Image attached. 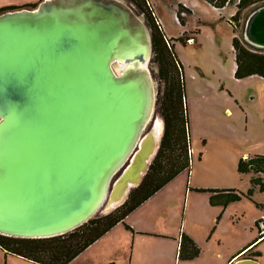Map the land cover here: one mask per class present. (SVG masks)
<instances>
[{
  "label": "water",
  "instance_id": "water-1",
  "mask_svg": "<svg viewBox=\"0 0 264 264\" xmlns=\"http://www.w3.org/2000/svg\"><path fill=\"white\" fill-rule=\"evenodd\" d=\"M264 48V5L244 26ZM146 23L123 0L0 12V234L67 233L121 205L164 130ZM233 264H261L242 257Z\"/></svg>",
  "mask_w": 264,
  "mask_h": 264
},
{
  "label": "rangeland",
  "instance_id": "rangeland-1",
  "mask_svg": "<svg viewBox=\"0 0 264 264\" xmlns=\"http://www.w3.org/2000/svg\"><path fill=\"white\" fill-rule=\"evenodd\" d=\"M41 1L0 0V9L9 7L32 9ZM123 1L130 5L145 22V16L131 0ZM145 1L149 4L153 14L157 16L152 2ZM196 1L198 3L193 8L195 14L190 22H187L190 24L186 25L184 29L190 30L197 27L200 32L196 35L191 31L188 32L187 35L191 33L194 36L193 40L191 42L185 40V43L177 41L175 45V52L184 66L185 102L192 153L191 166L190 169L177 174L153 195L157 196L170 191L178 192L176 205L173 208L174 212L172 216L170 215L171 219L167 228H174L177 231L180 228L186 234L188 229H204L207 232L203 233L202 242L209 245L215 236L223 242L226 241L223 229L235 222L238 209L242 207L245 209V206L253 207L254 210L256 208L247 199L229 203L225 207L210 205L208 200L211 193L200 191L199 188L220 190L236 187L234 191L240 192L254 187V199L259 201L262 195L255 186L256 184L252 182L254 174L238 172L237 165L240 159L255 155L257 152L264 153V78L258 75L242 79L234 78L235 63L231 41L234 32L238 38L244 39V26L248 16L264 3L258 2L240 10L239 20H232L229 17L228 19L232 21L229 22L227 19L221 18L223 12L213 8L212 2ZM171 20L168 18L163 22L166 32L169 34L175 33V30H181L176 17L172 16ZM151 59L152 54L148 68L154 80L155 104L153 116L144 133L152 127L155 121H159L162 125V118L156 102L158 94L159 96L161 94L163 82L159 79L157 67ZM185 187H188L186 191ZM213 213L216 215L213 216ZM105 214L107 213L101 210L94 217ZM246 216L248 217L245 214L244 219ZM217 217L218 222L216 221ZM183 227L186 228L183 229ZM210 232L213 234L212 238H209ZM134 236L136 250L139 248L143 252L148 248L146 242L161 241V239L148 237L144 234H135ZM112 237L114 238V234ZM103 238H105V242H109L110 235ZM263 238L259 239L257 243ZM99 239L100 237L97 240ZM129 249L130 246H128ZM257 249L264 253V241L257 245ZM154 251L156 252V250ZM262 259L264 260V254ZM77 260L79 259L74 258L72 264H77ZM0 264L34 263L16 255H9L6 262L2 259ZM192 264H212V260L202 254L195 258Z\"/></svg>",
  "mask_w": 264,
  "mask_h": 264
},
{
  "label": "trees",
  "instance_id": "trees-1",
  "mask_svg": "<svg viewBox=\"0 0 264 264\" xmlns=\"http://www.w3.org/2000/svg\"><path fill=\"white\" fill-rule=\"evenodd\" d=\"M208 1L217 8L222 7L220 1L217 3L218 0ZM131 2L145 16V23L152 38L151 61L155 63L159 79L163 82L161 94L160 96L158 94L156 102L164 122L159 148L140 183L132 188L126 200L111 212L92 217L75 229L52 237L23 238L0 234V247L6 253L19 255L36 264H67L114 225L122 222L131 211L177 174L190 169L192 157L182 65L175 54L172 40L165 35L149 4L145 0H131ZM258 2L264 3V0H238V11L231 19L236 20L240 10ZM14 8H2L0 12ZM231 46L235 62L234 78L242 79L251 75L264 78V48H256L245 42L243 38H238L236 34L232 37ZM237 170L240 173L252 172L255 176L252 182L258 185L260 190L264 189V180L260 182L256 177L257 174H264L263 155L240 159ZM198 190L211 193L209 198L211 205L225 206L238 200L242 195L248 196L247 193L235 192L233 189L199 188ZM198 253L199 248L195 242L182 233L178 249L179 259H191ZM249 255L256 257L259 256V252Z\"/></svg>",
  "mask_w": 264,
  "mask_h": 264
},
{
  "label": "crops",
  "instance_id": "crops-1",
  "mask_svg": "<svg viewBox=\"0 0 264 264\" xmlns=\"http://www.w3.org/2000/svg\"><path fill=\"white\" fill-rule=\"evenodd\" d=\"M149 1L152 2L160 22L162 21L161 25L163 24L162 28L165 35L172 40L174 51L177 41L185 43V40H187L186 38L193 40L194 36L192 34H199L200 30L197 27L190 30L184 29L186 25L190 24H187V22H190L193 14H195L193 12V8H195L198 3L196 0ZM205 1L209 2L208 0ZM237 2L238 0H220V4L222 5L221 8L212 7L223 12L221 18L227 19L229 22H231L228 18L230 17L231 19V17L238 11ZM220 13L219 16L221 15ZM239 15L240 11L237 14V19ZM172 16L179 18L176 21L179 22L181 30H175V33L173 32L169 34L166 32L163 22L168 18L171 20ZM190 31L192 34L190 33V35H187ZM180 63L184 71V66L181 61ZM255 155L264 156V153L257 152ZM256 177L259 178L258 181L260 182L264 180L263 173L257 174ZM196 186L201 187L200 185ZM255 186L262 194L259 201L253 197L254 187L246 189V191H240L243 194L247 193L248 196L242 195L236 201L247 199L253 203L256 210H254L253 207L248 208V206H245V209H243V207L238 209L235 222L223 229L225 230L224 236L226 237V241L224 242L215 236L209 245L204 244V242H202V235L207 231L200 228L188 229L187 234L182 231V229L180 230V228L178 231L174 228H167L172 213L174 212L173 208L175 207L176 200L178 198V192L170 191L165 192L164 194H158L157 196L153 195L141 203L137 208L131 211L122 222L114 225L110 230L100 237V239H102L104 236L110 235L109 242H105V238L102 240H96L94 244L92 243L80 254H78L75 257L76 259H79L77 260V264H192V261L202 254L208 256L210 260H212V264H233L236 260L242 257H253L249 254L254 252H259V256L253 258L257 259L261 264H264V260L262 259L264 253L260 249H257V245L264 241V189L260 190L258 185ZM234 188L236 189V187ZM234 188L228 187L225 189L235 190ZM184 189L186 191L188 187H185ZM245 214H247L248 217L246 216L244 219ZM215 215L213 213V216ZM218 220L219 219L217 217L216 221L218 222ZM185 228L186 227H183V229ZM182 233L190 237L199 248L198 255L191 259H179L178 257V249ZM113 234L114 238L112 237ZM135 234H144L148 237L161 239V241L146 242L148 248H146V250L143 252L139 248L136 250ZM212 236L213 234L210 232L209 238H212ZM261 238H263V240L257 243V241ZM128 246H130L129 250ZM153 250H156V252H153ZM9 255L15 254L6 253L0 247V260L4 259L6 262V259ZM82 255L85 256L82 257ZM16 256L21 257L19 255ZM22 259L27 260L25 258ZM73 261L74 259H72L67 264H72L74 263Z\"/></svg>",
  "mask_w": 264,
  "mask_h": 264
},
{
  "label": "built area",
  "instance_id": "built-area-1",
  "mask_svg": "<svg viewBox=\"0 0 264 264\" xmlns=\"http://www.w3.org/2000/svg\"><path fill=\"white\" fill-rule=\"evenodd\" d=\"M217 0H213V2H216ZM214 4V3H213ZM211 6H213V7H215L214 5H211ZM157 19H158V22L161 24V22H160V20H159V18L157 17ZM176 20H178V17H176ZM232 22V21H231ZM187 41L188 42H191L192 41V39L190 40V39H187Z\"/></svg>",
  "mask_w": 264,
  "mask_h": 264
}]
</instances>
